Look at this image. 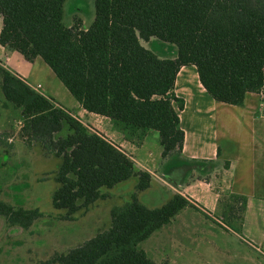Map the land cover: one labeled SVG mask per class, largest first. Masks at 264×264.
Segmentation results:
<instances>
[{"label": "trees", "instance_id": "1", "mask_svg": "<svg viewBox=\"0 0 264 264\" xmlns=\"http://www.w3.org/2000/svg\"><path fill=\"white\" fill-rule=\"evenodd\" d=\"M65 2L0 0V45L27 61H43L84 110L110 119L133 144L156 131L164 162L183 155L184 101L175 93L181 68L194 66L218 103L243 106L250 94L264 103V0H95L87 29L80 19L64 24ZM152 39L171 54L146 48ZM0 102L19 111L28 145L61 159L52 205L66 212L62 221H74L108 198L104 189L138 181L131 201L112 209L108 230L41 264H157L140 243L194 206L174 191L159 207L142 203L137 192L152 187L150 172L1 65ZM10 137L0 133V147L10 146ZM199 163L206 169L217 164ZM202 172L200 178L207 174ZM221 205L222 215L226 207L225 217L239 221L247 199L232 195ZM42 217L39 209L15 207L0 194V220L13 232L31 229Z\"/></svg>", "mask_w": 264, "mask_h": 264}, {"label": "rangeland", "instance_id": "2", "mask_svg": "<svg viewBox=\"0 0 264 264\" xmlns=\"http://www.w3.org/2000/svg\"><path fill=\"white\" fill-rule=\"evenodd\" d=\"M77 19L81 20L83 29H87L93 23L95 0H66L64 3V24L73 26L78 22ZM1 27L2 19L0 17ZM144 45L160 56L171 54L168 51L165 52L164 45L158 39H152ZM8 56L10 58L8 68L14 74L25 79L39 93H46L73 112L72 108L79 102L50 67L38 59L33 62L27 61L16 51H8ZM2 58L3 55L0 54V65L7 69L5 65L1 64V62L4 63ZM192 93L194 97L197 95L194 90ZM206 97L203 98L204 103H214L209 121L214 123L215 128L214 130L212 128L199 129L197 131L199 140L208 144V141L212 142L215 139L221 155L224 153H229L232 156L248 154L251 151L250 146H252L248 125L244 123V120L239 122V126L234 121V119H242L237 118L236 111H239V108L216 101L212 102L213 100L208 94ZM181 99L184 101L187 98L182 97ZM246 103L245 109L253 105L251 99ZM2 104L0 102V133H9L11 137L8 144L12 147H0L1 199L15 207L39 209L43 217L31 229L22 233L13 232L5 222L0 220V264H41L55 253H66L68 249L93 238L98 232L108 230L111 225L112 209L131 201V195L136 192L138 181L137 178H131L112 189H104L103 192L108 194V198L94 204L88 212L77 214L74 221H62L60 217L66 212L56 210L52 205L53 193L58 188L55 175L61 159L45 157L39 149L28 145L22 132L23 123L19 111H15L13 108L5 109ZM262 104L264 105V103ZM257 106L256 102L255 107ZM226 111L231 112L227 113ZM192 112L193 110L190 108L185 116L184 125H182V128L184 127L191 134L189 135L191 138H193L195 129H192V121L188 119V115ZM262 113L264 114V109ZM204 115L206 116V113ZM80 119L90 130L96 133L98 131V134L101 133L100 135L117 146L121 143L126 144L129 148V151L126 152L130 156L131 154L137 156L131 152L132 148L143 154L147 151L152 153L149 166H153L160 175H157L158 179L153 180L150 189L137 192L138 199L145 205L155 208L169 200L171 192L163 183L167 177L164 169L167 164L168 168L173 170L169 174L170 179L182 180L183 176L187 175L186 164H178L179 161L174 158L167 163L166 161L162 162V146L156 131L148 133L147 139L145 138L146 142L141 148L127 140L114 124L113 127L103 131L101 127H94L86 117ZM193 141L194 139L191 140V142ZM132 145L134 146L132 147ZM221 157L219 162L215 161L217 164L215 163L216 166L212 170L206 171L207 174H213V172L216 175L222 174L226 163ZM138 160L141 161L140 158ZM200 160L197 159L196 162H200ZM195 168L197 167L195 166ZM195 170H193L194 176L197 173ZM191 175L190 171L187 178ZM167 180L174 184L169 179ZM222 195L224 196L221 199L224 201V199H230V196L234 194L225 191ZM225 208L223 215L211 213L210 216L191 207L187 208L171 224L140 243L139 248L143 249L157 264H264V244L255 236V234L264 233V212L258 219L250 216L247 231H243L248 200L242 220L230 219L229 214L225 217Z\"/></svg>", "mask_w": 264, "mask_h": 264}, {"label": "crops", "instance_id": "3", "mask_svg": "<svg viewBox=\"0 0 264 264\" xmlns=\"http://www.w3.org/2000/svg\"><path fill=\"white\" fill-rule=\"evenodd\" d=\"M8 51L11 50H8L0 45V54L3 55L2 59L4 60V63L1 62V64L5 65V67L11 71L8 68V63L10 62ZM33 76L34 73L32 77ZM21 79L27 82L25 79ZM192 90L197 93L195 97L192 93ZM42 93V95L53 99L57 105H60L70 111L66 106H63L61 103L57 102L53 97L48 96L44 92ZM175 93L180 99L182 97L187 98L184 100V109L180 112L182 125H184L185 116H187V113L191 108L193 112L192 114L188 115V119L192 121V129H195L192 135L193 138H191L189 136L191 134H189L188 131L183 127L185 132L183 155L182 158H178L176 160L179 161L178 164H186V167H188V172L186 173L187 175L190 171L192 172L195 169L197 173H195L196 175L194 176V172H192V176H194L193 178H187V175H185V177L183 176L182 180L170 179L169 174L173 170H170L167 164L164 168L166 171L165 175H167V177L164 181L162 180L163 183L167 186L171 193L172 191L180 193L194 206L193 209L208 216H210L211 213H219L222 215L220 203L222 202V196H224L222 193L225 191H230L234 195L246 197L248 200V210L245 217L243 231H247L249 217L251 216L258 219L264 212V114L262 113L264 105L261 103L260 97L257 94H250L247 96L243 106H236L239 108V111L235 110L237 113V118L240 117L242 119H234V121L238 126L241 120H244V123L248 125L249 137L251 138L252 146H250L251 151L248 154L243 156L236 154V156H232L229 153H224L221 155L219 146L217 143H215V139L214 141L212 140V142L208 141V144L199 140L197 133L199 129L212 128L214 130L215 128L214 123L209 121L211 110L214 109V103L203 102V98L206 97L208 93L201 84L197 70L194 66H186L181 68L176 79ZM248 98L251 99L253 105L250 106V108L245 109L247 104L246 102L249 100ZM212 100V102H214L213 98ZM189 101L192 102L188 103ZM256 102L258 105L257 107H255ZM72 109L73 112L70 111V113L82 123H84V121H82L80 118L86 117V119H88V121H90L94 127H101L103 131L114 126L113 123H111L112 121H109L110 119L88 113L80 104L74 106ZM226 112L229 113L231 111ZM205 113L206 116L204 115ZM146 139L144 140L143 144L140 145L141 148L145 144ZM192 139H194L193 142H191ZM133 146L134 145H132V147ZM119 147L125 153H127L126 151H129V148H127L126 144L124 143L119 144ZM132 150L131 152L133 155H137L135 157L131 154V157L137 166L142 167L144 170L150 172L154 177V180L158 179L157 175H160L159 172H157L153 166H149L152 153L147 151L143 154L139 151L136 152V150L133 148ZM220 157L223 158L225 160L224 162L226 163V168H224L222 174L216 175V173L213 172V174L210 173L205 174V176L202 175L203 178H200L201 174L199 172L204 173L202 171H209L212 169L204 168V163L201 164L199 161L197 163H193L192 161L196 162L197 159H201L200 162H219ZM139 158L141 161L138 160ZM162 162L164 161L162 160ZM195 166L197 168L199 167V169H202V171L197 170V168H193ZM167 179H169L174 184H171ZM255 236H257L259 240H262V243L264 244L263 232L255 234Z\"/></svg>", "mask_w": 264, "mask_h": 264}, {"label": "built area", "instance_id": "4", "mask_svg": "<svg viewBox=\"0 0 264 264\" xmlns=\"http://www.w3.org/2000/svg\"><path fill=\"white\" fill-rule=\"evenodd\" d=\"M35 89V88H34ZM36 90V89H35ZM37 91V90H36Z\"/></svg>", "mask_w": 264, "mask_h": 264}]
</instances>
